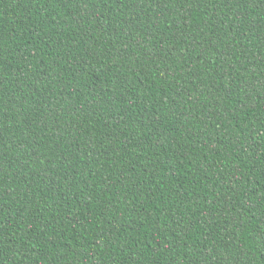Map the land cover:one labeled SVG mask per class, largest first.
I'll return each instance as SVG.
<instances>
[{
    "label": "trees",
    "instance_id": "1",
    "mask_svg": "<svg viewBox=\"0 0 264 264\" xmlns=\"http://www.w3.org/2000/svg\"><path fill=\"white\" fill-rule=\"evenodd\" d=\"M0 264H264V0H0Z\"/></svg>",
    "mask_w": 264,
    "mask_h": 264
}]
</instances>
